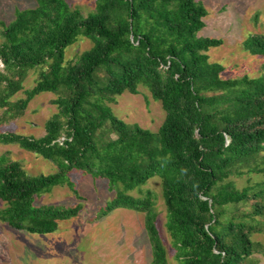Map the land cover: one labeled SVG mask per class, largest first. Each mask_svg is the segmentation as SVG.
<instances>
[{
  "label": "trees",
  "instance_id": "obj_1",
  "mask_svg": "<svg viewBox=\"0 0 264 264\" xmlns=\"http://www.w3.org/2000/svg\"><path fill=\"white\" fill-rule=\"evenodd\" d=\"M35 1L11 23L0 21V145L40 156L57 171L32 176L10 153L0 155V222L32 235L55 233L82 205L38 206L37 199L63 186L79 195L71 180L77 171L116 192L103 216L143 214L151 264H171L153 194L130 195L159 177L177 264H260L264 75L224 78L225 67L209 55L224 41L200 36L209 15L202 0H96L89 15L66 0ZM80 38L93 46L67 65L66 51ZM244 47L264 57L263 36ZM42 66L26 89L29 73ZM141 87L166 113L157 133L127 124L109 106ZM20 93L25 97L14 101ZM48 93L58 111L43 137L1 131ZM245 176L241 188L235 178Z\"/></svg>",
  "mask_w": 264,
  "mask_h": 264
},
{
  "label": "rangeland",
  "instance_id": "obj_2",
  "mask_svg": "<svg viewBox=\"0 0 264 264\" xmlns=\"http://www.w3.org/2000/svg\"><path fill=\"white\" fill-rule=\"evenodd\" d=\"M73 8L85 15L95 12L96 0H66ZM209 15L202 37L222 39L224 45L209 52L212 62L225 67L224 78L233 79L264 75V57L252 55L245 50V42L252 36L264 37V0H202ZM35 0H0V21L7 24L16 18L17 11L33 9ZM2 42L0 30V44ZM93 43L85 38L66 51V64L91 49ZM3 66L0 63V69ZM47 66L39 67L29 73L25 88H32L39 74ZM20 93L15 100L24 98ZM54 94H43L33 100L23 117L9 119L1 127L2 132L17 133L41 138L46 134V122L57 113L53 104ZM114 114L130 125L157 133L163 125L166 113L162 104L153 99L144 87L138 95L124 94L116 104L109 105ZM4 110L0 109V116ZM10 153L13 160L20 161L29 175H50L57 171L52 162L26 152L17 146L0 145V155ZM254 181L263 179L253 176ZM248 177L235 178L239 187L246 185ZM71 180L79 195L68 186L57 187L52 192L37 199V205H58L72 207L82 205L80 215L70 221L60 223L58 231L50 235H32L14 231L0 222V264H151L152 250L145 229V217L141 213L118 209L103 216V209L116 196L109 190L103 179H94L81 172H73ZM153 194L158 212V228L168 251L171 264H177L175 250L165 224L167 211L162 195V181L154 177L142 188L130 195L140 198ZM0 207L3 203L0 201ZM264 242L263 235L255 237ZM260 264L264 258L256 255Z\"/></svg>",
  "mask_w": 264,
  "mask_h": 264
}]
</instances>
